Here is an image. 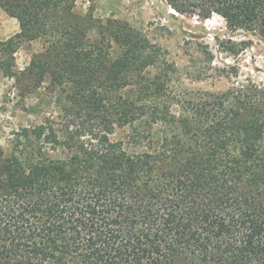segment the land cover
<instances>
[{
    "label": "trees",
    "instance_id": "1",
    "mask_svg": "<svg viewBox=\"0 0 264 264\" xmlns=\"http://www.w3.org/2000/svg\"><path fill=\"white\" fill-rule=\"evenodd\" d=\"M166 1L264 40V0ZM75 2L0 0L17 39L44 43L12 76L36 87L48 74L71 91L60 135L24 129L0 149V264H264V91L230 90L177 116L167 69L146 75L158 57L143 35L113 23V57L108 30L90 38ZM116 128L128 130L113 139ZM35 138L64 155L33 149Z\"/></svg>",
    "mask_w": 264,
    "mask_h": 264
},
{
    "label": "rangeland",
    "instance_id": "2",
    "mask_svg": "<svg viewBox=\"0 0 264 264\" xmlns=\"http://www.w3.org/2000/svg\"><path fill=\"white\" fill-rule=\"evenodd\" d=\"M171 9L166 0L75 2L77 13L92 16L90 38L101 40L100 32L108 30L102 42L113 57L121 52V47L109 39L113 23L129 25L143 35L148 44L145 51L158 57L146 75L161 76V70L167 69L169 89L180 103L172 106L177 116L182 106L191 107L187 103L212 102L230 90L256 87L264 91V40L248 31H230L217 14L202 19L195 13L181 14ZM18 32V21L0 8V149L4 155L10 154L16 135L24 129L51 125L60 135L68 119L61 109L70 105L66 94L71 91L52 85L48 74L36 87L12 76L23 70L35 53L43 51L44 45L42 39H17ZM127 130L116 128L111 137L117 139ZM256 143L264 151V129ZM53 146L31 139L33 149L40 147L52 156L64 155L61 147L51 150Z\"/></svg>",
    "mask_w": 264,
    "mask_h": 264
}]
</instances>
